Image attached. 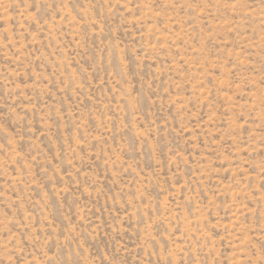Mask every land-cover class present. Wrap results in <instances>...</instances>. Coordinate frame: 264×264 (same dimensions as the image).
<instances>
[{"label": "rangeland", "instance_id": "1", "mask_svg": "<svg viewBox=\"0 0 264 264\" xmlns=\"http://www.w3.org/2000/svg\"><path fill=\"white\" fill-rule=\"evenodd\" d=\"M0 264H264V0H0Z\"/></svg>", "mask_w": 264, "mask_h": 264}]
</instances>
